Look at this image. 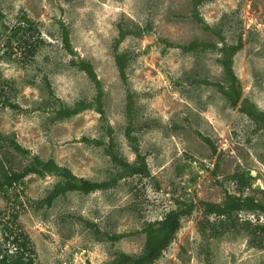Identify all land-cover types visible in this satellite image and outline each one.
Wrapping results in <instances>:
<instances>
[{
  "label": "rangeland",
  "instance_id": "obj_1",
  "mask_svg": "<svg viewBox=\"0 0 264 264\" xmlns=\"http://www.w3.org/2000/svg\"><path fill=\"white\" fill-rule=\"evenodd\" d=\"M194 1L0 0V173H21L39 157L106 180L116 167L104 146L85 139H113L120 155L135 160L125 134L130 95L134 135L150 170L109 189L67 192L51 204L44 199L62 178L29 174L0 191L1 243L13 247L5 242L8 226L27 237L36 264H104L121 251L141 254L146 223L179 201L192 204L191 212L153 264H264L263 212L229 216L203 207L223 202L227 192L264 203V125L241 110L245 99L264 110V0H200L201 20ZM122 30L127 84L114 50ZM240 39L234 70L243 97L234 106L204 81L223 82L219 48ZM193 40L218 49H181ZM71 59L93 65L103 113L94 106L57 118L61 105L94 102L97 94Z\"/></svg>",
  "mask_w": 264,
  "mask_h": 264
},
{
  "label": "trees",
  "instance_id": "obj_2",
  "mask_svg": "<svg viewBox=\"0 0 264 264\" xmlns=\"http://www.w3.org/2000/svg\"><path fill=\"white\" fill-rule=\"evenodd\" d=\"M199 2L200 0L194 1V15L197 19L201 20L197 14ZM2 16L3 14L0 11V17ZM203 26L210 30L209 25L203 23ZM217 33L220 34V37L223 39L220 31ZM125 34V31L122 30L120 39L115 44L114 50L115 60L119 69L120 77L122 81L127 84V54L118 53L120 41L125 37ZM67 40L69 41L68 37ZM199 47L203 49L210 47L218 49L216 44L201 42L198 40H193L188 45H182L181 49L185 52H192ZM242 47L243 44L241 39L237 44L234 45L224 43L223 46L219 48L220 56L218 57V62L223 67L224 71L223 82H211L208 80L204 81L206 84L217 87L218 91L226 97L231 105L234 106L238 104L243 97L241 83L234 70V57L238 51L242 49ZM67 50L70 54H73L69 43L67 45ZM71 64L83 70L91 79V81L95 83L97 94L94 102L80 100L77 101L73 106L61 105V107L56 111L57 118H69L94 106L100 113H103L104 108L102 100L104 91L93 65L87 60H80L77 62L74 59H71ZM241 110L258 126L264 125V110L258 109L256 105L249 99H245ZM127 117L129 123L126 127L125 134L132 146L133 152L135 153V160L131 161L128 158L120 155L115 149V143L113 139L110 140L108 144L98 140L85 139L88 142L104 146L105 152L109 155L112 163L116 167L117 170L115 174H111L106 180L92 181L85 179L74 174L70 168L60 166L54 159L42 160L39 157H35L34 162L29 167H26L21 173H9L6 170L2 171L0 173V191L5 192L8 188L24 184L25 178L32 173L38 175H44L45 173L57 174L62 179L53 186L44 199L46 204H51L57 197L70 191H78L84 194H89L96 190L115 187L120 180L126 177L133 175L149 176L150 170L146 156L140 152L138 139L134 135V100L131 95L129 96V101L127 104ZM204 139L209 141V139L205 137ZM212 148L214 151H216V148L213 147V145ZM182 205V202L178 201L177 208L170 210L162 219L149 221L146 223V226L143 228V232L146 235V241L141 254L133 256L121 251L117 253L112 261L105 262L104 264H153L161 257L163 252L173 241L177 232L180 230L182 218L191 212L193 206L192 204L188 205L187 207H183ZM203 207L205 213H214L217 215L231 216V214L242 210L260 211L264 213V203L256 200L253 196H238L229 192L226 193V197L223 202H203ZM5 228L10 232V234L5 237V242L10 241V243L13 244V247H9L11 244L6 246L0 242V264H36L35 259L31 254V248L29 247V241L27 237H24V235L21 233H15L8 226ZM111 238L116 240L119 238V235H114Z\"/></svg>",
  "mask_w": 264,
  "mask_h": 264
},
{
  "label": "water",
  "instance_id": "obj_3",
  "mask_svg": "<svg viewBox=\"0 0 264 264\" xmlns=\"http://www.w3.org/2000/svg\"><path fill=\"white\" fill-rule=\"evenodd\" d=\"M258 188H260V186H259V185H257V186H256V189H258Z\"/></svg>",
  "mask_w": 264,
  "mask_h": 264
}]
</instances>
